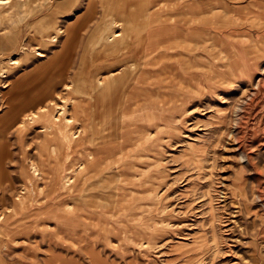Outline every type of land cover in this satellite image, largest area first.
<instances>
[{"label":"rangeland","instance_id":"obj_1","mask_svg":"<svg viewBox=\"0 0 264 264\" xmlns=\"http://www.w3.org/2000/svg\"><path fill=\"white\" fill-rule=\"evenodd\" d=\"M167 2L151 9L147 96L135 101L121 140L139 150L123 158L117 152L112 161L104 150L102 171L79 177L75 188L66 175L81 161L82 143L53 142L58 152L46 176L31 178L44 137L37 127L18 135L11 120L16 85L33 79L40 94L54 79L52 59L66 56L72 63L61 75L65 81L55 82L36 107H54L62 119L77 103L71 89L106 87L102 70L110 69L98 64L112 59L111 47H132L126 32L134 17L125 12L140 2L0 5V35L9 40L0 47V264H264V0H217L216 9L225 4L231 14L219 13V24L206 28L211 44L187 43V49V37L205 28L182 20ZM139 133L144 139L137 140ZM93 181L100 182L89 186ZM157 220L166 221L163 230ZM153 228H161L162 248L144 256L130 239L146 241Z\"/></svg>","mask_w":264,"mask_h":264},{"label":"crops","instance_id":"obj_2","mask_svg":"<svg viewBox=\"0 0 264 264\" xmlns=\"http://www.w3.org/2000/svg\"><path fill=\"white\" fill-rule=\"evenodd\" d=\"M135 1L138 3L140 2V8H136L134 11L129 12L130 14L125 12L126 15H131L129 16L130 18L134 17L130 21V25H132L133 22L134 24L128 28L126 32L129 36L132 47H129L127 50L122 44L111 47V54L115 55L114 53L118 51L121 56L116 57L112 55V59L109 58L108 61H103L98 64V69H100V71L102 68L110 69L109 71H103L104 69L102 70L103 73L101 76L106 81V87L101 90H96L95 88L94 92L89 90L87 93L85 92L86 90H84L80 91L78 94H75V89H71V91H73V95L78 96V99L76 100L77 103L71 105L68 111H63L62 119L60 117V119L56 117V110L50 107L52 112H40V117L34 118L30 122L27 121V127L20 128L18 126L20 121L26 118L29 113L40 110V108L36 109L37 105L40 104L44 97H46L48 91H52V89L56 88L55 82L59 83L62 80L65 81L63 77L65 76L66 70L69 69V66L72 63H70L66 56L64 58L52 59V63L48 66H51L52 64L54 67L55 65L53 68L55 75L54 79L52 78V81H49L51 80V78H49V80L44 83L40 94H37L35 91L37 88L35 80L30 79L31 81H28V78H22L20 81L18 80L19 82L16 85V88H18L16 94H18V96H16L14 103L11 104V120L16 123L14 125H17V127L20 128V133H18V135L23 136V138L25 137L26 132L33 127L39 128L44 137L38 146L39 150L36 158L39 159V162L37 163V159L32 160V163L33 161L36 162L39 170L38 173L34 174L33 172V176L31 177L32 179H41L46 176L47 169L51 167L48 160L51 159L53 153L58 152V146H53V142L55 141L61 140L64 143H67V145L72 143H82L85 145L80 159L81 161L77 164L78 166H72V169L70 168L66 175L68 185H71L74 188L79 177L85 176L86 180L92 179V171H102V166L106 163L105 158H108V156H103L102 152L104 150H108L107 154L110 155L109 161H112L114 155H117L118 153H122L121 158H123L124 155H130L139 150L140 144L130 147L131 143L127 142L125 148V146L123 147L121 140L123 133L129 132L131 129V124L127 121V119L128 114L134 111V104L137 103L135 101H138L137 98H139V96H147L143 89V87H145L144 84L146 80V70L144 69L147 65L148 58L145 43H147L146 41L150 39L155 26L154 18L152 17L155 14V11H151V9L160 7L158 5L161 0ZM166 1H169L167 2V5L175 9L181 16L182 20L185 22H192L194 25H199V27L205 28L204 30H199L196 38L187 37L183 44L185 49H187V43L200 46L206 45L207 42L211 44L212 35L211 32L207 33L205 31L206 28H209V30L214 29L219 24L221 15H225V17H227L231 14L230 11L228 14L225 4H223L222 10L216 9L215 4L217 0H197L196 3V0ZM192 3H195V7ZM149 6L151 12L148 10ZM140 17L143 19H140ZM179 43L180 42H175L176 45H179ZM171 46L173 48H178L174 45ZM0 47L4 50L7 48L1 45ZM65 47L66 45L63 46V48ZM121 49L122 52H120ZM81 60L82 56L80 57V62L82 63L83 60ZM82 68L83 67L81 65L79 69L80 72ZM56 74H59L58 77H56ZM62 74L64 75L63 77L61 76ZM60 76L61 78H59ZM64 89H66V87ZM32 94V98H29ZM91 96H95L96 101H94ZM193 111L194 110H191L189 112ZM103 128L108 129V134H106L107 137H103L102 135ZM148 132L149 130L146 132V141L153 142V137ZM143 136L144 133H139L136 138L137 140H142L144 139ZM134 143L138 144L141 142L137 141ZM108 147L110 149H108ZM75 168H78V170H74ZM120 172H123V170ZM98 182L93 181V183H90L89 186L94 187ZM165 222L166 221L162 220L156 221L158 226L162 227V230L163 227H165L163 225ZM138 223H140L139 220ZM154 228L148 236L149 239L146 241H143L144 237H137L136 235H133L130 239L131 243L137 247L136 249L138 253H141L144 256H147L151 249L162 248V245H158V242L156 241L158 235L161 234V228H157L156 230Z\"/></svg>","mask_w":264,"mask_h":264},{"label":"bare ground","instance_id":"obj_3","mask_svg":"<svg viewBox=\"0 0 264 264\" xmlns=\"http://www.w3.org/2000/svg\"><path fill=\"white\" fill-rule=\"evenodd\" d=\"M8 2H10V0H0V5L2 6V5H5V4H7ZM71 4V3H70ZM143 6V5H142ZM3 7V6H2ZM145 8V7H144ZM138 10V9H137ZM142 11V10H141ZM148 13V12H147ZM54 13H52V14H50L51 16L53 15ZM142 15V14H141ZM137 16V15H136ZM138 17V16H137ZM2 18V17H1ZM137 19V18H136ZM135 21V20H134ZM135 25H136V23H135ZM2 27H0V32H1V29ZM0 34H2V33H0ZM120 34H116L115 36H119ZM111 37V36H110ZM55 40V39H54ZM0 45L1 46H4V47H7V46H9V40H7V37L6 36H4V35H0ZM20 48V47H19ZM13 49H15V48H13ZM18 51V50H17ZM18 60L17 59H13V61L10 63L11 65H17L18 64ZM63 65H65V64H63ZM16 67V66H15ZM62 68H63V66H62ZM56 72V71H55ZM123 79H124V77H123ZM135 83V82H134ZM68 86V85H67ZM69 87V86H68ZM37 94H38V92H37ZM116 98V97H115ZM115 100V99H114ZM51 104V103H50ZM53 109H54V107H52ZM46 111H48V112H52V109H50V107L47 105V106H44V107H41L40 108V110L39 111H36V112H32V113H29L28 115H27V117L26 118H24L23 120H21L20 121V124L18 125L20 128L21 127H23V128H25V127H27L28 126V124H27V122H26V120H28V119H34V118H38V117H40V112H46ZM56 114V113H55ZM56 117H60V116H57L56 115ZM125 134V133H124ZM92 156V155H91ZM82 165V164H81Z\"/></svg>","mask_w":264,"mask_h":264}]
</instances>
